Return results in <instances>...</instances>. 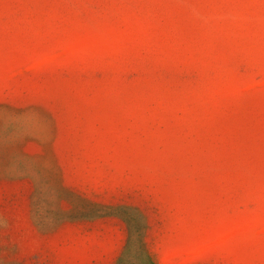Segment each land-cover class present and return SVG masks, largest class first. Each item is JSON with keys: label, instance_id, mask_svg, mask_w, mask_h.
Listing matches in <instances>:
<instances>
[{"label": "rangeland", "instance_id": "rangeland-1", "mask_svg": "<svg viewBox=\"0 0 264 264\" xmlns=\"http://www.w3.org/2000/svg\"><path fill=\"white\" fill-rule=\"evenodd\" d=\"M0 264H264V0H0Z\"/></svg>", "mask_w": 264, "mask_h": 264}]
</instances>
